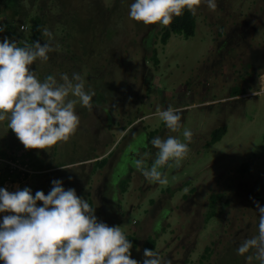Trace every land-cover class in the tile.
Listing matches in <instances>:
<instances>
[{
  "label": "rangeland",
  "instance_id": "rangeland-1",
  "mask_svg": "<svg viewBox=\"0 0 264 264\" xmlns=\"http://www.w3.org/2000/svg\"><path fill=\"white\" fill-rule=\"evenodd\" d=\"M133 2L82 0V7L74 5L79 17L64 25L70 46L58 32L68 18L56 23L61 7L75 10L67 0L28 5L31 15L40 8L47 14L44 27L59 45L47 62L37 60L31 69L41 80L48 73L58 81L61 73L70 78L79 73L95 95L91 110L77 104L75 134L46 150H26L8 121L0 122V156L18 155L27 170L39 171L13 175L18 187L7 180V190L28 187L33 195L38 190L47 195L51 182L62 180L66 190L74 188L95 208L98 221L135 237L132 258L138 261L152 239V250L172 264H247L248 254L238 255L237 247L258 234L255 202L264 206V95L251 91L258 90L259 75H264V0H217L215 11L202 4L193 15V36L171 34L165 45L160 38L169 25L131 20ZM3 16L0 10L4 26ZM31 24L17 23V35L5 30L0 41L7 36L20 46L32 44ZM36 40L43 43L47 37L41 32ZM235 88L240 91L233 94ZM170 105L182 110L178 132L153 115L157 107ZM219 127L226 128L225 135L209 146ZM185 129L193 133L190 151L181 166L170 161L159 169L166 185L147 180L133 166L140 159L145 169L151 167L156 137L188 143ZM101 160L104 164L97 165ZM211 209L215 215L210 218Z\"/></svg>",
  "mask_w": 264,
  "mask_h": 264
},
{
  "label": "clouds",
  "instance_id": "clouds-1",
  "mask_svg": "<svg viewBox=\"0 0 264 264\" xmlns=\"http://www.w3.org/2000/svg\"><path fill=\"white\" fill-rule=\"evenodd\" d=\"M202 4L212 11L218 7L217 0H134L128 16L145 25L168 26L185 9L195 15ZM41 31L47 37L43 43L34 40L20 46L15 38L7 36L0 41V122L8 121V128L26 150H46L58 142H67L80 125L77 104L91 110L95 95L85 89L79 73H73L71 78L61 73L59 81L54 75L41 80L31 69L37 60L47 62L49 54L59 49L53 33L47 27ZM251 91L254 96L264 95V75H259L258 90ZM181 111L170 105L165 110L157 107L153 115L170 131L178 132L182 127ZM192 136L191 130L185 129L183 137L188 143L175 136L156 137L151 144L158 152L151 167L145 169L140 159L132 164L147 180L166 185L167 176L159 169L170 161L181 166L190 151ZM51 183L47 195L40 190L33 195L28 187L15 192L0 188V213H11L0 222L3 264H172L152 249H144L142 261L133 259V245L121 226L98 221L95 208L74 188L66 190L62 180ZM255 203L260 213L258 234L244 239L237 254H248L247 264H264V206Z\"/></svg>",
  "mask_w": 264,
  "mask_h": 264
},
{
  "label": "trees",
  "instance_id": "trees-1",
  "mask_svg": "<svg viewBox=\"0 0 264 264\" xmlns=\"http://www.w3.org/2000/svg\"><path fill=\"white\" fill-rule=\"evenodd\" d=\"M67 1L69 3L68 6L71 5V7H73L75 10L71 11L69 9H65L64 7H61L59 10V16L56 17V19H57L56 23L59 24V23L63 22L66 18H68V21L63 22L62 26H60V28H58V32H59V34L63 35L62 37L60 36V39H62L63 43H65L67 46H70L71 41L70 42L64 41L65 39H68L67 37L69 34V33L67 34V31L65 30L64 25L67 26L69 24V20H71V18H73L75 16L79 17L80 11L79 10L77 11L76 9L82 5L81 4L82 0H67ZM36 2H37V0H6L5 4L3 6V14H4L3 18L5 21L4 31L6 30L9 34L16 36L17 30H18L17 23H27L28 20H32V24L30 25V27L32 28L33 37L31 38V40H33V41L36 40V38L42 32L41 30L43 28H45L44 27L45 24L49 21L46 17L47 14L45 16L44 12L42 13L41 8L39 9V11L41 13H38V14L34 13V15L30 14L31 11L28 10V5L29 6H35ZM74 5H76L77 8H75ZM29 15H31V16H29ZM194 31H195L194 16L191 12H189L187 9H185L181 16L174 17L172 22L169 24L168 28L164 29L163 33L161 34L160 41L163 45H165L171 34L182 35L186 39H188L189 37L193 36ZM66 50L71 52V49H69V47H67ZM154 62L156 64L157 60L155 59ZM48 75H51V74L48 73L46 76H48ZM239 91H240L239 89L235 88L233 90V94H236ZM225 133H226L225 127H219V128H216L215 130H213L211 133L209 146L214 145L217 142H219L222 139V137L225 135ZM29 152L31 153V151H29ZM99 162L100 163H98L97 165H102V164H104L105 161L101 160ZM30 164L34 165V163H32V162H30ZM45 164L47 165L46 167L49 168L48 164L47 163H45ZM125 188H126V182L124 184V190H125ZM212 199H213V197L211 198V200ZM214 202H215V200H214ZM214 202H212L211 204L213 205ZM208 214H209L208 217H210V218L213 217L215 215V210L211 209ZM0 222H2V218H0ZM126 237L131 241V243L133 245V247L131 249V253H132V251L136 248V245H137L136 239H135V237H133L131 235H127ZM144 247L146 249H152L154 247V241L152 239H149L146 242ZM0 264H3V262L0 261Z\"/></svg>",
  "mask_w": 264,
  "mask_h": 264
},
{
  "label": "built area",
  "instance_id": "built-area-1",
  "mask_svg": "<svg viewBox=\"0 0 264 264\" xmlns=\"http://www.w3.org/2000/svg\"><path fill=\"white\" fill-rule=\"evenodd\" d=\"M0 28L3 29L2 32H0V35L4 32V26L0 25ZM20 28L24 30L26 26L21 25ZM0 169L6 170L9 174V177H12L13 174H19L20 176H31L34 174H38L39 171H29L27 170L26 166H24L21 162V157L18 155H13V157L10 158H3L0 156Z\"/></svg>",
  "mask_w": 264,
  "mask_h": 264
},
{
  "label": "crops",
  "instance_id": "crops-1",
  "mask_svg": "<svg viewBox=\"0 0 264 264\" xmlns=\"http://www.w3.org/2000/svg\"><path fill=\"white\" fill-rule=\"evenodd\" d=\"M5 1L6 0H0V10L2 11L3 10V6H4V4H5ZM3 21V20H2ZM2 23V22H1ZM2 24H4L5 25V23L3 22ZM9 35H11V34H9ZM0 36H2V35H0ZM11 36H13V35H11ZM109 151V150H108ZM107 151V152H108ZM94 161V160H93ZM97 160H95L94 162H96ZM1 171H2V169H0ZM3 174V172H1L0 173V188H6V189H9V187H8V181H11L12 182V180L14 181V184H15V187H18V182L19 181H17V179H12V177H10V178H8V177H6V176H3L2 175ZM7 174V173H6ZM14 176L15 175H18V174H13ZM8 180V181H7ZM11 192V191H10ZM3 214H0V218H2L3 219Z\"/></svg>",
  "mask_w": 264,
  "mask_h": 264
}]
</instances>
